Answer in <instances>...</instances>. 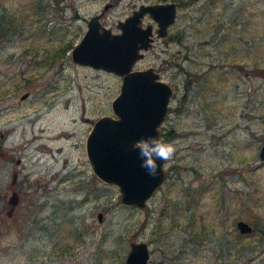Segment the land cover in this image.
Here are the masks:
<instances>
[{
    "label": "rangeland",
    "instance_id": "rangeland-1",
    "mask_svg": "<svg viewBox=\"0 0 264 264\" xmlns=\"http://www.w3.org/2000/svg\"><path fill=\"white\" fill-rule=\"evenodd\" d=\"M147 1L41 0L40 28L31 0H0V165L18 153L38 177L31 204L25 195L0 221V264H126L137 239L149 264H264L263 239L241 245L263 233L235 223L253 224L251 210L264 216V0H175L168 32L135 61L173 86L163 122L174 135L162 140L176 152L144 207L121 202L117 184L91 168L85 138L93 119L114 113L121 75L73 60L70 49L91 14L119 30L117 20ZM142 21L155 26L148 13ZM61 44L70 45L43 57Z\"/></svg>",
    "mask_w": 264,
    "mask_h": 264
},
{
    "label": "water",
    "instance_id": "water-1",
    "mask_svg": "<svg viewBox=\"0 0 264 264\" xmlns=\"http://www.w3.org/2000/svg\"><path fill=\"white\" fill-rule=\"evenodd\" d=\"M109 2L104 3V8ZM177 12L175 0L140 2L124 18L116 22L119 30H112L101 19V11L91 14L81 37L71 49V58L77 62L100 67L121 75L118 93L111 99L115 115L103 113L93 119L85 138V150L92 170L101 179L117 184L121 202L144 207L147 199L166 178L162 170L152 177L141 167L138 150L133 145L148 136H159V124L167 112L173 86L160 77L153 65L135 67V61L152 44L154 34L163 36L174 21ZM148 13L155 21L143 23ZM24 91L21 97L27 95ZM257 156L264 160V138ZM98 218L102 211H98ZM241 232L253 226L245 218H237ZM149 246L143 239L131 240L125 255L126 264H149Z\"/></svg>",
    "mask_w": 264,
    "mask_h": 264
},
{
    "label": "flooded vegetation",
    "instance_id": "flooded-vegetation-1",
    "mask_svg": "<svg viewBox=\"0 0 264 264\" xmlns=\"http://www.w3.org/2000/svg\"><path fill=\"white\" fill-rule=\"evenodd\" d=\"M28 94H29V91L27 95H25L23 98H26ZM169 107L170 106L168 104L167 111ZM112 115H115V113H112ZM164 118L162 122L159 124L160 132H161V128L164 126V122H163ZM3 138H4V134L2 130H0V156L5 155V153L7 152V151L3 152V146L5 144L3 141ZM12 151L14 152V150ZM23 159L24 158L21 154L12 153L9 156H7L6 161H4L3 159L4 163L0 165V182H3L2 180H6V185H7L5 186L4 185L5 182H4L0 188V203H1L0 221L5 220L6 217L8 219L14 218V215H16L18 212H20L23 209L19 207V203L21 202V200L24 198L25 195L27 196V199H28V201L26 202L27 206L30 205L32 202V194H33L32 191H36L34 189V184L36 182V179H38V177H35V179L33 180L30 176L29 171H24L21 168L25 166ZM1 171H6V174L5 175L1 174L2 173ZM8 173L10 175L9 176L10 178L8 177V180H7L6 177ZM31 188H32V191H31ZM27 210H29V208ZM30 211L28 213H26V211H22L21 213L23 215H27L26 216L27 221L34 219L31 217Z\"/></svg>",
    "mask_w": 264,
    "mask_h": 264
},
{
    "label": "trees",
    "instance_id": "trees-1",
    "mask_svg": "<svg viewBox=\"0 0 264 264\" xmlns=\"http://www.w3.org/2000/svg\"><path fill=\"white\" fill-rule=\"evenodd\" d=\"M189 1H193V0H180V4L182 2H189ZM178 4V3H177ZM31 7H32V10H33V13L36 15L35 16V20L37 21L38 25L40 28H42V24H46V20L44 22L41 21V19H43L44 16H42V13H43V10L45 7V5L41 2V0H31ZM175 38L179 39L180 38V35L177 33L175 34ZM171 37H173V35H171ZM62 46L60 47V45L54 47L51 51H46L43 53V57L45 59H50L52 58L53 56H56L58 54H61L66 48H68V46L70 44H61ZM256 64V63H255ZM256 66H258V63L256 64ZM188 73V77L186 78V81H185V87H188V84H189V80H191L192 78H189L190 75H189V72L187 71ZM260 73H262V70L260 71ZM198 74H195L192 76H195L197 77ZM174 129L173 127H169V128H165L164 129V126L161 128V132H160V138L161 139H165V138H169V137H172L174 135ZM172 167V164H170L168 166V170H170ZM248 218L253 222L252 226V230L250 232H247V233H251L256 230V229H260V232L263 233L264 235V216L261 214V213H258L256 210H251L249 211L247 214ZM262 215V217H261ZM241 234V233H240ZM243 234V233H242ZM262 239L264 240L263 236L261 235V237H255L254 240H246V242H241V245H249V247H255L256 245H258L259 243H261ZM260 241V242H256V241Z\"/></svg>",
    "mask_w": 264,
    "mask_h": 264
},
{
    "label": "clouds",
    "instance_id": "clouds-1",
    "mask_svg": "<svg viewBox=\"0 0 264 264\" xmlns=\"http://www.w3.org/2000/svg\"><path fill=\"white\" fill-rule=\"evenodd\" d=\"M133 150H138L141 167L155 177L158 170H162V165H159L158 161H170L174 157L176 147L170 142L163 141L159 136H148L137 141L133 145Z\"/></svg>",
    "mask_w": 264,
    "mask_h": 264
}]
</instances>
